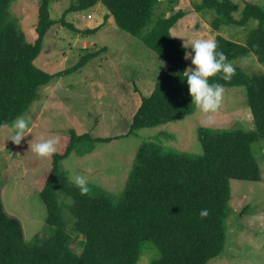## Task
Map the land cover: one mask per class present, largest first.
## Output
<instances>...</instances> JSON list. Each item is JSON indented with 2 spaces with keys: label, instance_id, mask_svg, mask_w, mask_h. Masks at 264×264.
<instances>
[{
  "label": "trees",
  "instance_id": "16d2710c",
  "mask_svg": "<svg viewBox=\"0 0 264 264\" xmlns=\"http://www.w3.org/2000/svg\"><path fill=\"white\" fill-rule=\"evenodd\" d=\"M12 1L0 0V125L9 124L26 111L38 98L40 87L53 76L33 63L48 28L55 22L49 16V0L39 3L34 42H27L10 21L8 7ZM160 1L74 0L65 11H80L101 3L119 29L137 37L166 62L152 92L148 96L138 92L139 104L131 116L128 133L177 120L195 110L183 74L187 69L185 47L170 33L184 12L178 9L168 16L160 12L147 27L153 7ZM193 7L196 12L214 11L215 30L220 24L243 26L249 19H256L258 25L248 31L244 43L221 35L214 40L228 61L253 53L264 64V10L258 4L245 2L238 19L232 13L239 6L231 0H199ZM95 55L85 54L72 67L56 74L76 70ZM234 67L236 74L230 81L218 73L209 82L245 88L253 129L199 126L196 134L202 152L198 155L164 152L158 144L144 141L134 156L125 190L115 202L96 190L82 195L58 169V160L73 149V141L84 137L72 135L65 151L53 155L50 173L40 190L45 222L52 227L50 236L35 235L32 242L25 243L20 222L5 212L0 199V264H135L140 244L146 240H151L159 252L148 264H206L220 255L231 197L230 179H261L252 143L264 139V73L247 75L239 66ZM56 189L71 198L72 231L75 240L81 237L77 251L70 246ZM203 209L209 215L202 218Z\"/></svg>",
  "mask_w": 264,
  "mask_h": 264
},
{
  "label": "rangeland",
  "instance_id": "374dc122",
  "mask_svg": "<svg viewBox=\"0 0 264 264\" xmlns=\"http://www.w3.org/2000/svg\"><path fill=\"white\" fill-rule=\"evenodd\" d=\"M40 1L13 0L8 7L10 21L24 34L27 42H34L36 37L34 28ZM197 1L171 3L161 0L153 7L147 27H151L160 12L168 16L182 10L183 17L170 33L185 47L186 54L192 52L195 40H214L216 35L244 43L248 31L258 25L256 19H249L243 26L220 24L215 30L212 26L214 11L196 12L193 4ZM231 1L239 6L232 13L236 19L241 16L245 2L256 3L264 10V0ZM73 2L49 0V16L55 22L48 28L33 63L53 76L40 87L38 98L21 114L31 121V133L17 146L10 140L14 120L0 128V199L5 212L20 222L25 243L32 242L35 235L45 238L52 232V227L45 222L46 210L40 190L50 173L53 156H38L30 150L29 142L35 144L41 137L58 136L60 143L56 153L61 154L72 135L84 136L73 141V149L58 160V169L69 184H74L70 180L73 174L85 173L91 168L92 172L87 174L89 192L96 190L115 202L125 190L134 156L144 141L158 144L164 152L173 150L198 155L202 152L196 134L199 126L254 127L251 115H248L245 88L224 86L223 101L215 113H203L195 105L194 112L189 115L128 133L131 116L139 104V93L146 96L149 83L146 80L151 78L153 86L167 64L137 37L119 29L101 3L80 11L65 12ZM92 52L96 55L78 69L56 74ZM231 62L247 75L264 73V64L253 53ZM186 63L187 69L194 67L191 59ZM104 137L109 139L99 140ZM252 152L261 179H230L224 249L206 264H264V139L252 143ZM55 194L66 231L70 234V246L77 251L81 237L77 236L75 240L76 234L72 231L71 198L59 189ZM158 255L151 240L143 241L135 264H148Z\"/></svg>",
  "mask_w": 264,
  "mask_h": 264
},
{
  "label": "clouds",
  "instance_id": "9594fccd",
  "mask_svg": "<svg viewBox=\"0 0 264 264\" xmlns=\"http://www.w3.org/2000/svg\"><path fill=\"white\" fill-rule=\"evenodd\" d=\"M219 45L213 39H197L192 44V52H186L184 59H191L194 67H189L184 71V76L189 88V93L192 97V104H195L203 113H215L221 107L224 86L219 83H210L209 78L222 73V79L230 81L236 74V69L233 62L228 61L226 54L223 51H218ZM194 52V55L192 53ZM30 120L24 116H17L13 121L14 129L10 140L20 146L25 137L31 133L32 129L29 126ZM7 127L6 124L0 125V128ZM30 143V150L34 151L40 157H51L57 152V145L60 143L58 136L45 139L41 137L40 142ZM92 172L88 168L85 173L73 174L70 177L71 182L79 188L82 195L89 193V181L87 174ZM209 211L203 209L200 216L207 217Z\"/></svg>",
  "mask_w": 264,
  "mask_h": 264
},
{
  "label": "crops",
  "instance_id": "0c3cea01",
  "mask_svg": "<svg viewBox=\"0 0 264 264\" xmlns=\"http://www.w3.org/2000/svg\"><path fill=\"white\" fill-rule=\"evenodd\" d=\"M235 41L238 42L237 40H235ZM148 78H146V79H148ZM146 81L149 82V83H147L146 87H148V89H147V92L145 93L146 96H148L152 92L154 85L152 86L151 78H149V80H146ZM141 95H143V94H141ZM143 96H145V95H143ZM248 109H249V107H248ZM248 115L250 116V110H248Z\"/></svg>",
  "mask_w": 264,
  "mask_h": 264
}]
</instances>
